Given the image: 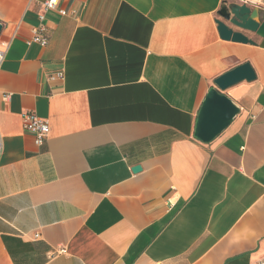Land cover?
Returning a JSON list of instances; mask_svg holds the SVG:
<instances>
[{"label":"crops","instance_id":"1","mask_svg":"<svg viewBox=\"0 0 264 264\" xmlns=\"http://www.w3.org/2000/svg\"><path fill=\"white\" fill-rule=\"evenodd\" d=\"M44 1L0 0V264H256L264 36L223 40L216 24L243 1ZM40 25L47 43H28ZM245 61L255 80L224 91L239 113L196 140L213 79ZM26 113L49 122L41 145Z\"/></svg>","mask_w":264,"mask_h":264},{"label":"water","instance_id":"2","mask_svg":"<svg viewBox=\"0 0 264 264\" xmlns=\"http://www.w3.org/2000/svg\"><path fill=\"white\" fill-rule=\"evenodd\" d=\"M221 19H216L217 32L223 40L239 43H253L243 31L253 32L257 36H264V16L262 9L251 7L247 3H228L227 1L217 12ZM3 25L0 22V33ZM256 74L248 61L242 62L226 70L213 79V86L209 87L197 112L193 137L209 143L222 133L239 113L237 104L224 91L241 81L251 82ZM140 170L136 165L133 172Z\"/></svg>","mask_w":264,"mask_h":264},{"label":"built area","instance_id":"3","mask_svg":"<svg viewBox=\"0 0 264 264\" xmlns=\"http://www.w3.org/2000/svg\"><path fill=\"white\" fill-rule=\"evenodd\" d=\"M244 3L247 4H255L252 0H242ZM58 3V0H45L43 2V6L45 9H54L56 8ZM61 14H66L65 10H59ZM39 20L42 21L44 19L43 14H39L38 16ZM32 38L28 40V43L31 42H37L41 45H45L48 41V37L45 34V28L44 26L40 25L38 27H35L32 29ZM7 42H3L0 40V65L3 62L5 52L7 49ZM63 71L55 72L54 74H51L49 76L50 81H56V80H62L63 79ZM23 129L27 132H30L33 134L34 137V143L36 145H41L47 136L48 130H49V122L46 118H41L37 116L34 113H26L23 115ZM2 137L0 134V156L2 154ZM38 234L35 233L34 237H37ZM61 252H64V250H60ZM256 264H264V256L260 258Z\"/></svg>","mask_w":264,"mask_h":264},{"label":"rangeland","instance_id":"4","mask_svg":"<svg viewBox=\"0 0 264 264\" xmlns=\"http://www.w3.org/2000/svg\"><path fill=\"white\" fill-rule=\"evenodd\" d=\"M255 3H259L261 5H264V0H257V1H254Z\"/></svg>","mask_w":264,"mask_h":264},{"label":"bare ground","instance_id":"5","mask_svg":"<svg viewBox=\"0 0 264 264\" xmlns=\"http://www.w3.org/2000/svg\"><path fill=\"white\" fill-rule=\"evenodd\" d=\"M252 1H257V0H252Z\"/></svg>","mask_w":264,"mask_h":264}]
</instances>
